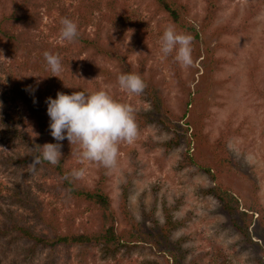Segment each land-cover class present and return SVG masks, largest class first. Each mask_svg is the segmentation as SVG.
Here are the masks:
<instances>
[{"label": "rangeland", "instance_id": "obj_1", "mask_svg": "<svg viewBox=\"0 0 264 264\" xmlns=\"http://www.w3.org/2000/svg\"><path fill=\"white\" fill-rule=\"evenodd\" d=\"M109 1L43 0L31 9L37 11V26L26 30L39 44L58 48L59 77L51 76L47 64L32 62L25 50L0 40V188L20 185L30 191L55 232L39 225L31 209L10 204L4 192L0 228L16 221L49 237L56 231L102 232L101 213L68 201L58 177L6 161L24 151L13 136H5L7 125L32 131L37 122L32 101L47 110V98L70 95L85 84L88 92L106 90L134 107L138 138L120 144L112 170L81 163L77 146L67 139L51 137L49 143H60L61 152L71 154L73 169L86 168L78 179L82 187L102 182L123 238L112 246L51 249L9 231L0 235V264H264V213L251 215L248 209L256 202L264 208V0H216L210 18L208 0H182L187 11L178 25L150 0H115L113 8ZM11 4L0 0V17ZM64 7L87 24L91 37L99 31L106 46L121 42L123 56L135 70H144L146 88L140 95L120 90L123 70L117 61L60 42L53 23ZM169 26L193 37L188 67L176 62L175 52L166 58L160 52ZM223 134L230 159L223 182L240 205L234 213L208 194L213 184L205 168ZM187 154L195 164L183 168Z\"/></svg>", "mask_w": 264, "mask_h": 264}, {"label": "trees", "instance_id": "obj_2", "mask_svg": "<svg viewBox=\"0 0 264 264\" xmlns=\"http://www.w3.org/2000/svg\"><path fill=\"white\" fill-rule=\"evenodd\" d=\"M43 0H12L11 7L8 11H4L0 17V40L12 44L15 49H22L27 52L26 57H33L36 65L46 64L43 53L48 51L54 55H59L58 48L44 42L39 44L32 39L29 31L26 28H36L37 24V11L35 13L31 10L34 7H39V3ZM159 12L165 13L169 16V20L172 25H178L181 22L182 12H186V5L182 0H150ZM115 0H110L109 5L111 8L115 5ZM208 18L212 17L216 12V0H208ZM68 18L75 22L78 26V37L74 42L70 44H76L81 46V50H96L98 55L106 56L107 58L117 61L124 73L138 74L143 81L145 79L142 74L144 70H135L131 62L123 56L121 51V42L117 45L113 43L106 46L107 38L96 32L95 37H91L87 32V24L83 22L79 17L75 16V13H69L68 8H63L60 16L54 20L53 29L56 32H60L61 20ZM108 37V36H107ZM146 84V82H145ZM83 90L88 92L85 84H80L79 91ZM31 110L35 115L37 122L33 126V130L27 128L22 129L18 127H10L7 125V133L5 136L14 137L18 140L24 148L23 153H17L15 156L7 157L6 161L9 166L16 168L33 167V160L39 155L40 148L45 143H49L51 140L50 134V118L47 115V110L42 106L37 105L35 102H31ZM228 136V135H227ZM225 139V142H224ZM225 134L220 137L221 147L214 151L212 150L211 162L207 165L206 173L209 174L213 187L208 191V194H212L220 201L224 208L229 213H234L239 209L238 200L233 192L227 188V185L223 182L228 169L230 168V159L228 148L226 147ZM70 153H62V158L58 165H52L46 161H42L40 164L33 167L34 171H44L45 174L58 177L61 181L60 186L66 191L65 198L68 201H74L79 204H89L101 213L102 218V232L96 235H88L85 233L76 234L69 233L63 234L56 231L53 237H49L45 234H36L31 228L26 225L18 224L13 221V225H5V228H0V235H6L9 231L20 232V236L26 240L33 241L35 245L43 246L51 249H56L60 246H75V245H88L92 243L100 242L105 246H112L119 242L123 236L118 233L114 224L115 216L112 212V201L109 194L105 191L102 182H99L98 186L94 188H88L81 186L78 180H73L70 176L69 179H65L66 174H70L73 170L69 164ZM187 161L181 165L183 168H187L195 164L190 155H186ZM103 179V178H102ZM0 194L3 192L7 194V198L10 204L20 206L24 209H31L34 214V219L38 220V224L45 226L46 229L53 231L54 222L52 219L47 218L44 209L41 204H36L35 200L31 196V192H27L21 188L20 185H16L13 189L6 186V188H0ZM252 214L263 215L264 208L259 203H254L248 208ZM123 213L126 217H129V211L127 206L123 208ZM253 216H251L252 218ZM263 219V216H262ZM172 223V222H171ZM264 224V219L262 220ZM165 231L169 232L168 228ZM55 232V230L53 231Z\"/></svg>", "mask_w": 264, "mask_h": 264}, {"label": "clouds", "instance_id": "obj_3", "mask_svg": "<svg viewBox=\"0 0 264 264\" xmlns=\"http://www.w3.org/2000/svg\"><path fill=\"white\" fill-rule=\"evenodd\" d=\"M60 42H74L79 33L78 26L68 18L61 20ZM191 35L178 33L173 26L167 27L160 38V52L164 58L175 52V60L182 67H188L192 60ZM52 75L59 77L62 71L61 59L48 51L43 53ZM121 91L140 95L146 88L143 79L134 73L120 74L117 78ZM47 115L50 118V134L56 141L68 140L77 146L81 163H96L112 170L117 165L121 143L131 144L139 135L132 105L114 99L106 90L72 94L58 92L55 99L47 98ZM60 143H45L39 146L40 152L33 160V167L46 161L58 165L62 158ZM86 168L73 169L66 174L73 180L82 179Z\"/></svg>", "mask_w": 264, "mask_h": 264}]
</instances>
